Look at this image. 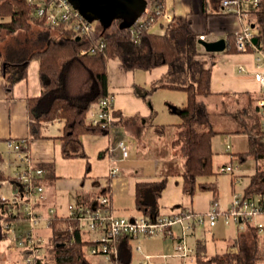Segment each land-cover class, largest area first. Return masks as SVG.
I'll use <instances>...</instances> for the list:
<instances>
[{
	"label": "crops",
	"instance_id": "obj_1",
	"mask_svg": "<svg viewBox=\"0 0 264 264\" xmlns=\"http://www.w3.org/2000/svg\"><path fill=\"white\" fill-rule=\"evenodd\" d=\"M146 3L145 11L140 19L145 14L152 12L155 7V0H146ZM249 7L250 5L244 2V10L246 11ZM164 9L166 14L172 13V16L181 15L189 18L194 30L199 35L206 36L205 40L220 38L227 40L226 36L241 30L245 23L239 15L227 12L223 8L221 0H165ZM249 16L248 13L246 18L248 21ZM168 23L165 16H161L150 25L149 31L162 34ZM20 44H24V38L21 40L11 39L9 43H3L0 47L2 55L0 59V154L2 161L0 164L9 158L7 155L8 139L24 138L28 140V150L34 164L46 167V169L43 167L45 170L43 179L45 197L43 201L37 203L39 212L46 214L48 209L52 208L56 211L57 218L66 217L67 213H60L66 208L69 211L70 204L87 207L101 189L107 190L113 213L121 217L177 215L190 211L197 218L208 212L215 197L212 191L209 190L198 195L196 208L193 196L183 192L184 159L180 155L179 148L173 145V140L179 130L177 123L180 120H170L172 122L158 120V112L154 109L150 97L145 100L136 93L137 85L142 86L159 80L166 73L167 67L143 70L146 80L140 82L138 78L142 77L137 73L138 70H126L119 59H110L107 69L109 74L108 90L114 96V120L107 133L87 132L82 135L83 149L87 156L66 158L62 156L61 144L53 138L61 133V120L58 119L47 124L42 130L44 137L32 139L30 134L27 100L41 93L40 61L37 58L29 60L26 77L16 82L11 91H8L6 87L8 73L5 74V68L8 67L7 70L9 67L14 69L12 63L17 60L23 61L24 56H27L24 55V46ZM201 58L205 59L208 62L207 65L212 67V94L205 97L208 108L210 102H214V105L218 107L221 105L222 107L219 108L222 110L221 114H225L226 118L234 119L235 123L232 126L214 129L224 135L245 134L250 147L248 133L233 131L242 129L243 126H251L253 123V108L255 109L257 106L255 99L262 93L260 83L255 77L258 65L257 56L255 57L253 51H222L208 52ZM262 61V65H264V59ZM186 101L181 103L184 105ZM176 102V100L168 101L169 110L170 113L180 116L179 110L183 105ZM92 107L95 110L97 108L95 103ZM210 112L212 113L211 110ZM88 118L90 120L91 116L89 115ZM159 129H163V132H160ZM225 138L228 139L227 136ZM121 140H125L130 145L127 156L123 154L119 145ZM226 164H232V162ZM237 166L239 167V165ZM255 169L256 166L254 171ZM114 170L116 172H113ZM11 171L14 174L16 168L11 167ZM1 173L3 174V172ZM47 174L49 178L46 177ZM6 177L7 175L3 179ZM139 183L146 184L142 191L147 195L146 199L154 206V209L147 214L137 207L136 195ZM155 183L163 185L160 193L154 186ZM7 187L13 191L11 186ZM156 193L158 194L155 195ZM234 194H232L231 201ZM63 198L64 202L60 200ZM80 198L87 200L81 202ZM201 199H204V204L200 202ZM64 207L65 209L62 210ZM24 224L25 222L21 226ZM192 226L194 227V223ZM249 230L250 228L240 229L235 244L233 243L228 251L244 252L247 248L250 249L254 240ZM97 235L98 233H95L89 238ZM178 239L180 240V237ZM132 240H128L131 246ZM257 240L260 245L261 242L263 243L260 236ZM161 241L162 243L154 250L167 251L171 247V243H168L166 239H161ZM122 242L126 243V239L120 241L119 247ZM138 246H140L138 250H141V245ZM200 247H202V241L198 239L195 243V254L199 252ZM131 252L132 262L134 252L132 250ZM143 254H140L139 260L136 261L143 260ZM165 263L170 264L169 261Z\"/></svg>",
	"mask_w": 264,
	"mask_h": 264
},
{
	"label": "trees",
	"instance_id": "obj_2",
	"mask_svg": "<svg viewBox=\"0 0 264 264\" xmlns=\"http://www.w3.org/2000/svg\"><path fill=\"white\" fill-rule=\"evenodd\" d=\"M162 2L155 0L152 12L145 14L132 25L130 20L126 22L121 17L107 26L96 25L92 33L77 39L65 24L47 25L37 18L28 0H0V32L13 34L20 30L31 31L33 25L38 24L45 34V39L41 41H38L41 38L39 36L30 37L33 40L32 46L24 47L25 53L29 50V54L24 56L23 61L13 62L14 69L5 68V74L8 73L6 87L11 91L16 82L26 77L29 60L37 58L40 61L41 93L27 100L30 134L32 139L44 137L42 130L45 126L61 120V133L53 138L61 144L62 156L72 158L87 156L82 144L83 134L109 131L110 126L102 127L90 122L88 112L100 98L110 94L107 70L110 59H119L124 69L131 71L167 67L162 78L151 82V89L137 85L136 93L148 100L150 94L160 87L186 91L187 101L180 107L181 121L177 123L179 130L173 140L174 147L179 148L184 159L183 192L193 196L197 191L210 190L217 197L215 183L203 180L214 173L212 137L220 133L214 129L212 113L205 100V97L212 94V67L201 56L208 52L199 43L200 35L192 27L191 20L181 15L172 17L164 33L149 31L150 25L159 17L156 7ZM245 12L250 14L249 21L254 25L257 44L264 49V0H260L257 7H249ZM232 14L237 15L235 12ZM132 31L135 32V37ZM226 37V51L237 52L236 33H230ZM1 57L0 50V59ZM260 120L262 117L255 107L251 126H243L242 129L233 131L249 134L250 147L247 151L236 154L239 161L243 162L253 156L257 163L245 188V194L250 197L264 190V131ZM159 131L163 132V129ZM43 167L46 169L42 165ZM3 177L5 175L0 173V179ZM46 177L49 178L48 174ZM145 186V183L138 184L136 196L137 207L147 214L154 206L142 191ZM154 186L160 193L163 185L155 183ZM86 200L80 198L81 202ZM4 208L5 204L0 202V210L3 211ZM190 213L195 217L193 212ZM50 226L53 229V245L52 258L48 264H93L87 258L85 250L86 245H91V241L83 238L76 220L56 216ZM249 231L254 240L250 249L247 248L244 252L228 251L208 258L197 252L198 264H260L259 261L264 259V244H259L256 230L250 228ZM0 240H5L1 225ZM128 240L126 238V243L122 242L119 247L120 259L126 264L131 262L132 253ZM20 252L25 257L32 253L29 248L21 249ZM34 264L46 263H43L42 257L40 261L35 260Z\"/></svg>",
	"mask_w": 264,
	"mask_h": 264
},
{
	"label": "built area",
	"instance_id": "obj_3",
	"mask_svg": "<svg viewBox=\"0 0 264 264\" xmlns=\"http://www.w3.org/2000/svg\"><path fill=\"white\" fill-rule=\"evenodd\" d=\"M156 7L159 17L165 16L170 22L172 13L165 12L164 2ZM33 7L34 15L43 20L47 25L65 24L75 36L83 37L93 32V22L84 17L77 8H75L70 0H28ZM246 2L250 7H257L260 0H221L223 8L230 13H237L241 19L245 21L241 30L236 32L235 46L238 52L257 51L258 65L255 77L260 83L262 93L256 99V107L262 116V129L264 131V49H262L256 40V36L251 26V22L246 20L247 13L243 8ZM133 37L135 32L132 31ZM205 35L199 38L205 39ZM114 96L110 93L100 98L95 103L96 110L91 112L90 122L100 124L102 127L111 126L114 120ZM121 150L125 156L128 155L130 145L121 140L119 143ZM231 149V145L227 144V150ZM7 161L0 164V173L16 168L13 175H7L5 179H0V186H11L13 191L9 194L0 195V202L5 204L3 211L0 210V225L5 239L7 240L8 249L12 251H20L29 248L32 253L27 258L28 264H34L35 260L40 261V248L42 247L41 239L35 235L34 227L40 222L51 224L56 211L52 208L48 209V213L44 214L38 211L37 203L43 201L45 197V186L43 178L45 170L34 164L30 152L28 150L27 139L7 140ZM11 156V158H10ZM239 167L233 164H225L221 166L222 171L235 172ZM113 172H116L114 170ZM107 190H99L87 207L75 204L69 205V211L66 217L78 222L84 239L91 241V254L103 257V264H126L121 261L119 243L122 239H135L140 236H155L161 234L164 236L173 235V225L175 223H184L186 219H195L196 222H204L208 220L211 226L215 225L219 218H225L226 221H233L238 224L239 228L256 230L264 243V190L257 195L250 197L245 193H235L231 204L228 208L222 209L219 201L213 199L208 212L197 218L191 213H180L177 215H155V216H136L121 217L113 213L111 201ZM29 223L28 230L21 229L23 223ZM190 224V223H189ZM192 226V223L188 225ZM71 231L72 228L70 227ZM91 232L98 233L96 237L89 238L86 234ZM181 237L177 245V249H181ZM140 249V246L137 247ZM155 257L146 255L143 260L137 261L135 264H157L153 259ZM38 262V261H37ZM131 264V263H129Z\"/></svg>",
	"mask_w": 264,
	"mask_h": 264
},
{
	"label": "rangeland",
	"instance_id": "obj_4",
	"mask_svg": "<svg viewBox=\"0 0 264 264\" xmlns=\"http://www.w3.org/2000/svg\"><path fill=\"white\" fill-rule=\"evenodd\" d=\"M126 22L129 21L128 17H125ZM93 25H97L99 21H92ZM101 24V23H100ZM33 29L31 31L28 30H20L13 34H7L5 31L0 32V47L3 43H9L11 39L21 40L24 38V44H20L25 48H30L32 46V39H28V37H41L38 41L44 40L45 34L40 28V25L34 24ZM50 31H56V29H50ZM255 32V30H254ZM40 34V35H39ZM27 38V39H25ZM24 51V55L29 54V50ZM255 57L258 56V52L254 50ZM141 79L138 78L140 82H144L145 72L143 70H138ZM143 84V83H142ZM146 88L151 89V83L143 84ZM187 93L184 90H179L176 88L170 87H160L155 89L150 94V100L154 109L158 112L157 119L162 121L172 122L170 120H180L181 117L178 114L170 113L168 101L176 100L179 105H183L182 101L185 102L187 100ZM210 102V101H209ZM219 107L214 105V102L209 104V108L212 111V120L213 126L215 129H220L222 126H232L235 125L233 122L234 119L226 118L225 114H221ZM91 112H93V107L90 109L88 116H91ZM215 114V115H214ZM89 119V118H88ZM228 137V139L225 138ZM229 140V141H227ZM230 142L231 149L227 150V144ZM249 148L248 137L245 134H229L224 135L221 133H217L212 137V149H213V170L214 173L204 177L203 180H209L215 183L218 194L216 199L219 201L221 208H228L229 203L232 198L233 192L238 191L241 193L245 192L246 184L249 182L250 174L253 173L254 168L256 166V160L253 156H249L245 161L240 162L237 158L236 154L241 151H245ZM234 153V154H233ZM236 153V154H235ZM232 162L233 165H239V169L235 172L231 171H222L221 166L223 164ZM264 165V162H262ZM4 175H13V172L10 170L3 171ZM11 189L6 185L0 186V195L9 194ZM207 191H197L193 195L194 207L198 205V195L204 194ZM63 202L65 199H60ZM62 202V203H63ZM201 203L204 204V199L200 200ZM62 209V208H61ZM65 207L62 209L64 210ZM68 214V208L65 209L60 214ZM66 214V215H67ZM191 223H194V227H189ZM29 228V223H25L24 226H21V229L26 231ZM239 226L237 223L233 221H226L225 218H219L215 225L211 226L208 220L204 222H196L195 219H187L185 223H176L173 225V235H155V236H140L139 238H135L132 240V251L133 260L131 264L137 263L136 260H139L140 254L143 253V258L148 255L155 256L153 258L157 264H166V261H169L170 264H198L197 257L195 254V243L198 239L202 241V247H200L199 252L204 256V258L211 257L215 254L223 255L226 253L231 245L237 240L239 234ZM35 235L37 238H40L42 247L40 248L41 252L39 253L40 257H43V263L51 261L52 254L51 248L53 245L52 232L53 229L50 225L45 222H40L34 227ZM95 235V233L91 232L90 234H86V237ZM92 237V236H91ZM177 237V238H175ZM178 237H181L182 248L177 249V245L179 243ZM261 238V237H260ZM161 239H166L168 243H171V247L167 249V251H157L154 250L160 243H162ZM232 239H234L232 241ZM262 240V238H261ZM261 242V241H260ZM235 244V243H234ZM264 244L261 242V245ZM137 245H141V250H138ZM264 246V245H262ZM86 256L93 264H103V257L95 254H91L90 246L86 245ZM149 252V253H148ZM152 253V254H151ZM159 254V255H155ZM28 256H22L21 252L12 251L8 249L7 241L0 240V264H28L27 258ZM260 264H264V259L259 261ZM169 264V263H167Z\"/></svg>",
	"mask_w": 264,
	"mask_h": 264
},
{
	"label": "water",
	"instance_id": "obj_5",
	"mask_svg": "<svg viewBox=\"0 0 264 264\" xmlns=\"http://www.w3.org/2000/svg\"><path fill=\"white\" fill-rule=\"evenodd\" d=\"M70 2L89 21L97 20L103 26L121 17H128L132 25L141 17L147 5L146 0H70ZM77 39L80 37L78 36ZM199 43L207 52L226 51L228 46L226 38L217 40L200 38Z\"/></svg>",
	"mask_w": 264,
	"mask_h": 264
}]
</instances>
